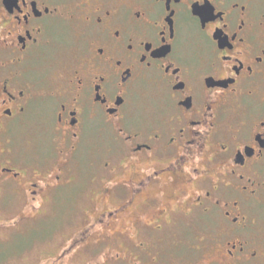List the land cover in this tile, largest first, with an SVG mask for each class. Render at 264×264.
Wrapping results in <instances>:
<instances>
[{
    "label": "flooded vegetation",
    "instance_id": "af4514ba",
    "mask_svg": "<svg viewBox=\"0 0 264 264\" xmlns=\"http://www.w3.org/2000/svg\"><path fill=\"white\" fill-rule=\"evenodd\" d=\"M78 171L50 264H264V0H0V187L34 214Z\"/></svg>",
    "mask_w": 264,
    "mask_h": 264
},
{
    "label": "rangeland",
    "instance_id": "374dc122",
    "mask_svg": "<svg viewBox=\"0 0 264 264\" xmlns=\"http://www.w3.org/2000/svg\"><path fill=\"white\" fill-rule=\"evenodd\" d=\"M53 61L57 71L64 72L70 64L64 56H58ZM47 67L50 68L49 65ZM20 129L13 135L10 146L15 152H31L35 146L33 128L26 125ZM92 188L94 186L78 171L76 181L71 186L52 197L51 202L42 201L40 211L31 214L30 200L23 192L16 190L14 185H2L0 264H50L56 252L62 250L76 229L82 226L83 216L88 215L90 209L87 197ZM185 225L187 232L181 235L182 240L190 246L206 248L210 234L204 229H198L195 221H186ZM83 258L77 257L73 264L88 261Z\"/></svg>",
    "mask_w": 264,
    "mask_h": 264
}]
</instances>
